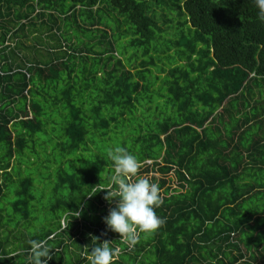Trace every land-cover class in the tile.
<instances>
[{
	"label": "trees",
	"instance_id": "obj_1",
	"mask_svg": "<svg viewBox=\"0 0 264 264\" xmlns=\"http://www.w3.org/2000/svg\"><path fill=\"white\" fill-rule=\"evenodd\" d=\"M116 146L163 199L131 249L104 220ZM93 236L116 264H264L255 0H0V264L49 237L48 264H89Z\"/></svg>",
	"mask_w": 264,
	"mask_h": 264
},
{
	"label": "clouds",
	"instance_id": "obj_2",
	"mask_svg": "<svg viewBox=\"0 0 264 264\" xmlns=\"http://www.w3.org/2000/svg\"><path fill=\"white\" fill-rule=\"evenodd\" d=\"M255 2L260 19L264 20V0ZM106 155L113 163V174L109 185L101 187L100 191H107L105 199L110 203L116 198L118 203L110 209L104 220L110 230L120 235L121 244L131 249L139 242L141 234H153L166 223L155 211L163 203L161 189L149 176L140 175L141 162L126 148H109ZM52 238L29 241L33 264H48L53 250L48 245V239ZM92 240L95 246L90 253L85 247L84 254L89 264H116L123 248L120 245L114 246L109 240L97 243L99 237L96 236Z\"/></svg>",
	"mask_w": 264,
	"mask_h": 264
},
{
	"label": "rangeland",
	"instance_id": "obj_3",
	"mask_svg": "<svg viewBox=\"0 0 264 264\" xmlns=\"http://www.w3.org/2000/svg\"><path fill=\"white\" fill-rule=\"evenodd\" d=\"M56 156H58L57 154H56ZM55 155H54V158H55V160L56 159H58L57 157H56ZM42 160V159H41ZM44 164H46L45 163V161H44ZM55 167H57V166H55ZM31 173H33V174H37L38 176H39V178L40 179H42V178H44L45 177V173L44 172H41V173H39V170L38 169H32V170H26V172H25V174H26V176H28L29 174H31ZM37 178V177H36ZM248 182H249V180H247ZM41 185H39L38 184V187H40ZM48 203V201L47 202H43L42 203V205H41V207L42 208H44L45 207V205ZM43 218H44V212H43V210L41 211V214H40V216L38 217V226H40L42 223H43Z\"/></svg>",
	"mask_w": 264,
	"mask_h": 264
}]
</instances>
